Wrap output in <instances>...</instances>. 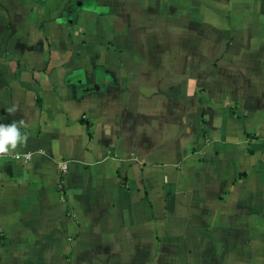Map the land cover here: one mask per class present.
I'll use <instances>...</instances> for the list:
<instances>
[{"label": "crops", "instance_id": "1", "mask_svg": "<svg viewBox=\"0 0 264 264\" xmlns=\"http://www.w3.org/2000/svg\"><path fill=\"white\" fill-rule=\"evenodd\" d=\"M13 122L27 141L0 155V264L264 249V0H0Z\"/></svg>", "mask_w": 264, "mask_h": 264}, {"label": "clouds", "instance_id": "2", "mask_svg": "<svg viewBox=\"0 0 264 264\" xmlns=\"http://www.w3.org/2000/svg\"><path fill=\"white\" fill-rule=\"evenodd\" d=\"M12 112L13 109H8ZM23 124V121H20ZM27 136H22L16 122L3 125L0 124V155L10 153V150H15L20 143H26Z\"/></svg>", "mask_w": 264, "mask_h": 264}, {"label": "rangeland", "instance_id": "3", "mask_svg": "<svg viewBox=\"0 0 264 264\" xmlns=\"http://www.w3.org/2000/svg\"><path fill=\"white\" fill-rule=\"evenodd\" d=\"M260 237V235H258ZM263 246V245H262ZM260 256H258V252L256 251V261L253 264H264V249L260 246ZM263 255V256H262Z\"/></svg>", "mask_w": 264, "mask_h": 264}, {"label": "built area", "instance_id": "4", "mask_svg": "<svg viewBox=\"0 0 264 264\" xmlns=\"http://www.w3.org/2000/svg\"><path fill=\"white\" fill-rule=\"evenodd\" d=\"M60 169L63 170V171H65L67 169V165H66V162L65 161H62L60 163Z\"/></svg>", "mask_w": 264, "mask_h": 264}]
</instances>
